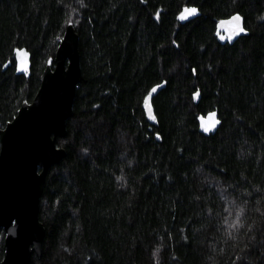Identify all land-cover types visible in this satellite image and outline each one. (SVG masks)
Returning a JSON list of instances; mask_svg holds the SVG:
<instances>
[{
    "label": "trees",
    "instance_id": "obj_1",
    "mask_svg": "<svg viewBox=\"0 0 264 264\" xmlns=\"http://www.w3.org/2000/svg\"><path fill=\"white\" fill-rule=\"evenodd\" d=\"M184 6L198 11L181 21ZM237 12L246 32L228 40ZM69 20L82 80L30 264H264V0H0V128Z\"/></svg>",
    "mask_w": 264,
    "mask_h": 264
},
{
    "label": "water",
    "instance_id": "obj_2",
    "mask_svg": "<svg viewBox=\"0 0 264 264\" xmlns=\"http://www.w3.org/2000/svg\"><path fill=\"white\" fill-rule=\"evenodd\" d=\"M78 42L68 23L33 100L0 128V230L5 235L0 264H30L33 254L41 257L45 228L38 216L39 201L48 170L65 156L56 139L67 134L82 80Z\"/></svg>",
    "mask_w": 264,
    "mask_h": 264
},
{
    "label": "snow or ice",
    "instance_id": "obj_3",
    "mask_svg": "<svg viewBox=\"0 0 264 264\" xmlns=\"http://www.w3.org/2000/svg\"><path fill=\"white\" fill-rule=\"evenodd\" d=\"M198 9L194 6H184L177 14V19L181 21L187 20L189 17L194 16L197 13ZM68 23H71V20L68 21ZM225 23H228L231 25L230 28H228L227 31V39L232 40L234 36H237L241 33H245L246 29L242 26V16L237 12L233 14L228 21H221L218 27H222ZM216 35L219 37L220 40H225V36L221 35V33L218 31ZM17 55H18V69L23 68L25 71L27 70V56L28 53L25 52L23 49H17ZM160 87V85H156L151 88V90L148 92L147 95L143 98V104L144 107L147 109V115L149 119H155L153 116L152 107L150 106V98L152 97L153 93L157 91V89ZM194 98H196L197 93L193 94ZM214 113H209L208 120L205 121L204 117H201L200 119L204 121L201 124V128L204 132H209L211 128L215 127V124L218 121H215L212 119L214 116ZM117 179H121L120 177H117ZM225 223H227V220H225ZM231 227V225H229ZM251 227V226H249ZM239 259V257L237 258Z\"/></svg>",
    "mask_w": 264,
    "mask_h": 264
},
{
    "label": "rangeland",
    "instance_id": "obj_4",
    "mask_svg": "<svg viewBox=\"0 0 264 264\" xmlns=\"http://www.w3.org/2000/svg\"><path fill=\"white\" fill-rule=\"evenodd\" d=\"M17 58H18V55H17ZM27 68H28V56H27ZM18 71H20V72H25V70H24L23 68H19ZM212 119L215 120L214 116L212 117ZM207 120H208V118L205 119V121H207ZM203 122H204V121H203ZM211 129H213V128H211ZM211 129H210V130H211Z\"/></svg>",
    "mask_w": 264,
    "mask_h": 264
},
{
    "label": "bare ground",
    "instance_id": "obj_5",
    "mask_svg": "<svg viewBox=\"0 0 264 264\" xmlns=\"http://www.w3.org/2000/svg\"><path fill=\"white\" fill-rule=\"evenodd\" d=\"M222 30H223V31H226V27H223Z\"/></svg>",
    "mask_w": 264,
    "mask_h": 264
}]
</instances>
